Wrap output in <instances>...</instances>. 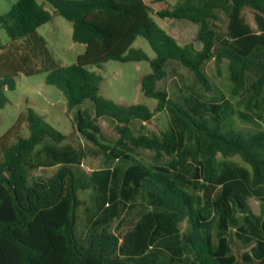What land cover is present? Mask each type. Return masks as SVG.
Masks as SVG:
<instances>
[{
    "label": "trees",
    "instance_id": "16d2710c",
    "mask_svg": "<svg viewBox=\"0 0 264 264\" xmlns=\"http://www.w3.org/2000/svg\"><path fill=\"white\" fill-rule=\"evenodd\" d=\"M155 1H165L168 7L154 11L143 0H47L72 23V40L85 46L71 65H59L37 33L52 20L43 5L18 0L0 14V27L11 39L0 47V109L19 74L46 72V83L63 92L68 109L85 100L93 103L94 117L78 111L76 118L77 130L88 142L102 145L99 139L105 137L97 120L104 116L116 121L120 136L112 147L110 160L119 162L112 171L87 174L80 164H63L45 183L31 187L27 159L43 140L60 143L66 136L32 108L19 116L0 138V264H264V130L243 133L225 127L233 115L252 123L261 114L264 118V0ZM244 8L254 11L256 29L243 16ZM219 12L228 18L226 37H219L212 26L221 19ZM153 14L197 25L195 41L202 48L197 50L194 42L179 44ZM138 37L146 39L155 57L132 47ZM212 59L218 74L223 60H228L230 91L234 96L246 93L244 111L229 100L203 106L188 97L190 111L165 89H157L167 76V63L176 60L205 91H212L202 68ZM111 60L149 64L151 72L142 77L141 91L157 101L154 110L145 104H118L99 94L102 78L87 67ZM251 72L256 78L247 87ZM203 107L210 110L208 117L197 114ZM162 111L171 115L166 131L151 137L133 133L131 121L149 122ZM22 123L29 136L9 143ZM133 148L153 150L157 158L169 159L157 168L135 162L124 170L131 157L121 155ZM235 156L247 166L227 161ZM111 180L121 181V194L138 193L144 201H152V210L143 212L131 238L122 243L109 229L113 214L102 231L82 245L75 235V213L83 203L77 193L94 185L108 189ZM206 188L217 189L210 206L200 193ZM253 197L261 202L260 215L250 207ZM182 223H186L183 230ZM152 227L161 240L144 255L148 249L144 239ZM233 237L251 246L240 260L231 253Z\"/></svg>",
    "mask_w": 264,
    "mask_h": 264
},
{
    "label": "rangeland",
    "instance_id": "374dc122",
    "mask_svg": "<svg viewBox=\"0 0 264 264\" xmlns=\"http://www.w3.org/2000/svg\"><path fill=\"white\" fill-rule=\"evenodd\" d=\"M17 1L18 0H0V14L8 12L12 5ZM36 1L43 5L44 8L52 14V20L37 29V33L46 40L47 48L51 57L59 65L75 64L77 62L78 55L84 52L85 46L72 40V23L58 15L47 0ZM167 2L170 4L175 3L173 0H167ZM145 3L151 6L154 11H160L168 7V4L165 1L156 2L155 0H145ZM242 14L246 18V21L254 29H256L257 25L255 22L254 11L249 8H244ZM219 16L221 19L214 22L212 26L216 30L219 37H226L228 18L222 12H219ZM152 17L155 22L160 27L165 29L170 35H172L171 31H173V29L175 31L178 30V34L184 36L186 38L185 40L189 41L191 40L190 37L193 30L198 27L187 20L174 22L168 19H161L155 14H153ZM3 41L11 42V39L7 36L4 29L0 28V44ZM177 42L179 44L183 43L180 39H178ZM132 47L142 49L149 56L155 57V52L143 37H138ZM87 68L88 70L94 71L101 76L102 80L99 85V94L104 98L123 105L145 104L150 110H154L156 107L157 101L146 97L141 91L142 77L151 72L150 66L147 62L123 63L111 60L100 67L89 66ZM202 68L212 84V91H205L196 81L193 73L183 67L176 60H171L167 64V76L157 85V89H165L170 98L175 99L190 111H192V107L186 100V97L188 96L197 98L206 106L210 103L214 104L220 102L222 97L227 98L237 110L244 111L243 101L246 93L234 96L230 91L228 80V60H223L221 64V74H218L213 59L205 62ZM46 75V72H40L32 76L19 74L16 78L15 89L6 91L5 94L7 97V103L0 109V138L14 125H16L21 114L25 113L28 108H32L36 113L43 116L47 122L66 136V138L60 143H56L47 138L40 143V146L38 145L37 147L54 145V147L63 149L66 146H70L82 159V168L88 171L91 169L102 168L106 166L107 162L112 163L113 160L105 157L103 152L106 151V145H110L112 147L116 145L119 140L120 136L116 130L117 124H115V121L107 116L99 118L97 123L101 128L102 135L105 137L104 139H99V142L102 145L96 146L95 144L88 142L77 130L76 118L78 111L86 112L89 116L94 117L93 103L90 100H85L81 105L73 109H68L67 101L63 92L56 86L47 84ZM255 78V73L251 72L248 74L247 87ZM197 114L202 117H208L210 115V110L207 109V107H203L201 109L199 108L197 110ZM170 121L171 115L168 112L163 111L161 113H156L153 119L149 122L144 123L140 120H134L130 123V128L135 135L142 134L151 137L166 131L170 126ZM225 125L226 128H232L236 131L253 133L255 131L264 130V118L263 114H261V116H257L255 122L252 123L246 122L238 115H233L226 121ZM16 130L17 134L11 136L9 143L15 142L19 137L26 138L29 136V130L27 124L25 123L19 124ZM126 154H132L131 159L135 161L137 160L146 165L160 166L165 164L169 159L166 155L157 158L153 150L142 148H133L132 152L130 151ZM34 156L35 154L32 153L27 159V167L29 168L28 184L31 187L37 186V184L45 183L47 179L57 171V169L53 167L38 169L30 166L29 163H31V159L35 160ZM218 159L221 161L222 158L219 157ZM227 161L234 162L240 166H247L238 156L229 158ZM117 162L118 161L115 160V164H117ZM59 168L60 167H58V169ZM36 177H38V183H36ZM197 187L198 186H195L194 190H196ZM216 191L217 189L211 188L200 189V193L204 195L206 206H210L208 204L214 199ZM93 194L97 195L96 191L92 188L79 190L78 197L81 201L83 200L82 205L79 207L81 208L87 205L86 202H84L85 199L89 200V203L91 199L92 203V198L94 197ZM140 204H143L144 206L140 205V207L137 206L132 210H128L127 217H136L147 209L144 202ZM249 204L253 213L260 215V200L254 197L250 198ZM78 211L77 215L81 213V209H78ZM122 213H125L124 209L122 210ZM82 219L86 221V218ZM78 221H80V218H78ZM78 221L75 229V235L76 238L80 240L83 229L79 226ZM113 226L114 224H112L111 229ZM181 227L186 228V223L181 224ZM127 228L128 226H124L120 230L116 229L115 232L117 233V236H122ZM250 248L251 246L245 245L236 237L232 238L231 253L235 255L238 260H240L241 255L248 252ZM129 264L133 263L129 261Z\"/></svg>",
    "mask_w": 264,
    "mask_h": 264
},
{
    "label": "crops",
    "instance_id": "0c3cea01",
    "mask_svg": "<svg viewBox=\"0 0 264 264\" xmlns=\"http://www.w3.org/2000/svg\"><path fill=\"white\" fill-rule=\"evenodd\" d=\"M143 1L145 2V0H143ZM177 31L178 30L175 31L173 29V31H171V34L176 40H178V39L182 40L183 45L187 44L189 42H194L195 48L197 50H200L202 48V44L200 42L195 41V37H196L197 31H198V27L195 30H193V33L190 37V39H191L190 41L185 40L186 38L184 36L179 35ZM187 41H189V42H187ZM7 44H10V42H6V41L4 42L3 41V42H1L0 47L7 45ZM149 57L153 58L151 56H149ZM161 81H159L157 83V85ZM188 97L193 99L195 104L199 103L200 105L206 106V105H204V103L200 102L197 98H193L191 96H188ZM188 97H186V98H188ZM223 100H229V99L222 97L220 101H223ZM210 104H213V103H210ZM133 121H131V123ZM115 124H117L116 121H115ZM46 144H48V143H46ZM39 146H40V144H39ZM112 147L109 145L107 150L103 152V155H105V157L111 158ZM109 150H111V152ZM128 152H125V154H122L121 156L131 157L132 154L131 155L126 154ZM33 154H35V156H34L35 160L31 159V163H29V165L32 167H36L38 169H47L48 167H53V168H56L58 171V167H60L63 164H80L81 167L83 165L82 159L80 158V156L77 155V152H75L70 146H66L65 148L62 149V148L54 147V145H44L43 147H36ZM116 160L118 161V159H116ZM135 162L143 164L137 160L135 161V160L131 159V162L129 160L127 165L124 167V170H127L130 167V165H132ZM117 163H119V162H117ZM116 165L117 164H115V160H114L112 163L107 162L106 166H104L102 168L91 169L90 171H88L84 168L83 169L87 172V174H91L94 171H99V170H104V169H108V170L112 171L116 167ZM143 165L149 166L151 168L159 167L157 165H146V164H143ZM56 172H54L51 176H53ZM101 177L103 178V181H104V178H105L104 175H101ZM98 179H100V177H98ZM189 179H191V178H189ZM35 180H36V183H38V177H36ZM91 188L94 191H96V193H97V195L93 194L94 197L92 198V203H91V199H90V203H89V200L85 199L84 202H86L87 205H85L84 207L78 208V209H81V211H80L81 213L79 215H77L78 209L75 213L76 225H77L78 218H80V221H78V223H79V226H81V228L83 229L82 233H81V239L79 240L77 238L79 243L82 245H86V241L91 235L99 234L102 231V229L107 225L108 220L111 218V216H113V214L115 215L114 218L108 223V225L110 227L109 229L112 233L117 235V233L115 232L116 229L120 230L124 226H128V228L122 234V236H120V237L118 236L120 238V243H122V241L125 237L128 239L131 238V232L134 230V226L139 221L143 212L152 210L151 209L152 201H150L148 199L146 201H144L139 196L138 193L133 194L129 197L127 195L121 194L123 191L121 181L111 180V182L109 183L108 189L105 188V185H104V189L98 188L97 185H94ZM91 188H89V189H91ZM77 195H78V193H77ZM143 202L147 207L146 210H144L141 214H139L136 217L135 216H133V218L127 217V211L128 210H132L134 207H137V206L140 207V205H141L140 203H143ZM123 209H124L125 213H122ZM78 213H79V211H78ZM147 213H149V212H147ZM81 214H82V216H81ZM82 218H86V221L83 220ZM112 224H114V226L111 229ZM180 228L182 230L185 229V228L181 227V224H180ZM75 229H76V226H75ZM155 233H156L155 227H152L149 229L148 234H147L148 237L146 238V240L144 239V242L146 245L145 247H148V249L144 252V255L149 254L159 245L161 238L159 236H155ZM149 247H152V248H149ZM121 257L124 258L123 256H121Z\"/></svg>",
    "mask_w": 264,
    "mask_h": 264
}]
</instances>
